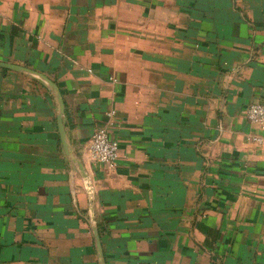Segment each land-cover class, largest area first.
I'll return each mask as SVG.
<instances>
[{"label":"crops","instance_id":"1","mask_svg":"<svg viewBox=\"0 0 264 264\" xmlns=\"http://www.w3.org/2000/svg\"><path fill=\"white\" fill-rule=\"evenodd\" d=\"M252 103L264 0H0V264H264Z\"/></svg>","mask_w":264,"mask_h":264},{"label":"built area","instance_id":"2","mask_svg":"<svg viewBox=\"0 0 264 264\" xmlns=\"http://www.w3.org/2000/svg\"><path fill=\"white\" fill-rule=\"evenodd\" d=\"M246 120L255 127L257 134L250 137L255 145L264 149V105L252 103L245 109ZM119 146L106 128H100L93 132L89 152L95 164L111 171L116 167Z\"/></svg>","mask_w":264,"mask_h":264}]
</instances>
